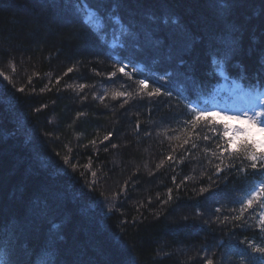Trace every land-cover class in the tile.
<instances>
[{
  "label": "trees",
  "instance_id": "trees-1",
  "mask_svg": "<svg viewBox=\"0 0 264 264\" xmlns=\"http://www.w3.org/2000/svg\"><path fill=\"white\" fill-rule=\"evenodd\" d=\"M0 72V237L13 264H207L206 250L213 264H264V208L235 219L264 168L228 153L220 164V128L186 125L224 85L264 92V0H0ZM174 111L179 129L160 135ZM211 206L213 227L199 216Z\"/></svg>",
  "mask_w": 264,
  "mask_h": 264
},
{
  "label": "snow or ice",
  "instance_id": "snow-or-ice-1",
  "mask_svg": "<svg viewBox=\"0 0 264 264\" xmlns=\"http://www.w3.org/2000/svg\"><path fill=\"white\" fill-rule=\"evenodd\" d=\"M79 2V0H77ZM86 23L90 25L93 29L98 24L102 23V18L98 17L97 14L89 11L86 13ZM103 30V29H101ZM13 71H15V66H12ZM68 71H72V69H69ZM121 72H123V68L120 69ZM113 76L116 75L115 72L112 73ZM0 76H3L4 80H9V77L4 75L3 72H0ZM140 91L144 92L147 91L149 85L147 80H140ZM83 85H81V90L83 89ZM19 91L23 92L24 89L21 88ZM161 88L156 87L154 91L147 92L148 96H159L161 95ZM125 93L123 92H117L113 94V98L115 99L118 96H124ZM130 95V94H128ZM167 95H171V92H168ZM127 103V101H125ZM192 115L190 119L186 122V125H190L193 131L200 127L202 123L206 120H209V117H212V119L209 121V124L212 126L216 125L215 117L218 115V113H213L209 109H203V108H197L193 107L191 109ZM246 120L253 126H256L258 131L261 133H264V105L259 106V110L252 109L250 110V113L248 111L241 113ZM208 126V125H205ZM220 132L218 133V138L223 140L222 145H217L218 153L213 152L212 155L220 161V164H223L224 162V153H228V156L230 158H236L241 159L242 161L249 162V166L253 170L258 169V165L261 168H264V139L261 141H256L254 139H248L247 133L249 132V129L246 127H231L229 124L224 123L219 126ZM215 130V128H214ZM241 137H245L244 139H241ZM105 140L109 139L108 136H105ZM179 139V137H177ZM190 139V138H189ZM189 139H185L183 141L184 144L189 143ZM204 139H208V137H204ZM239 141V143H237ZM92 143H95V141H92ZM193 147H195V144H193ZM168 160H172L171 156H168ZM68 162L67 157L65 158V163ZM211 162V161H210ZM164 161H161L160 165L158 167H163ZM223 169L220 168L219 164L216 165V171L220 172ZM240 171H246L243 167L240 169ZM254 174H258L260 176H264V171H258ZM93 176H95V173H92ZM207 191V189H201V192ZM169 198H171V194H169ZM241 207H240V214L235 217L236 220H240L243 218L244 212L247 209L253 208V205L256 204L257 206L264 208V179L260 180L258 183H255L254 186L250 187V189L246 193V198L240 201ZM219 211V209H217ZM259 225L262 231H264V214H261L259 216ZM254 251L259 253H264V247H254ZM207 264H213L212 260H208Z\"/></svg>",
  "mask_w": 264,
  "mask_h": 264
},
{
  "label": "rangeland",
  "instance_id": "rangeland-1",
  "mask_svg": "<svg viewBox=\"0 0 264 264\" xmlns=\"http://www.w3.org/2000/svg\"><path fill=\"white\" fill-rule=\"evenodd\" d=\"M215 5H217V4H215ZM58 24L63 25V22H58ZM182 47L185 48V44H183ZM105 86L108 88L107 83ZM105 86L100 85L99 88L97 85L96 86L95 85L90 86V88H91L90 94L93 98V101H95V102H96V100L99 101L100 100L99 97L101 98L102 94L106 93L107 88ZM104 88H106V89H104ZM223 91L225 94V96L223 97L225 102L228 101V97L234 96L233 90H231L230 88H224ZM117 92H119V91H113L111 94H108V96H110L113 100L116 101V98L115 99L113 98V94L117 93ZM236 93L237 92H235V96H236ZM262 98H264V96H262ZM259 101H260V98L259 99L258 98L257 99L256 98L250 99V98L242 97V98L238 99L237 97H235L234 102H230L229 107L225 108V109L220 108L219 106H221V105L215 106V104H214L210 111L213 113H218V115H216V117H215V120H216L215 126L219 127L220 125L227 123L233 128H235V127H246L249 129V132L247 133L248 139H254L256 141H261L262 139H264V133L259 132L256 126L251 125L246 120V118L243 115H241V113H244L246 111H248L250 113V110H252L254 108L258 110L259 109L258 108ZM165 108H167V107H165ZM179 114H180V112H178V111H174L172 113L167 114V117H169L170 119L166 122H170L172 125H167V123H163V121H160V123L158 125V129H157L158 133L160 135L164 136V135H168L170 133H174L175 131H177L179 129L180 124L178 123V121L176 120L175 117L179 116ZM211 119H212V117H209V120H206L204 122H209ZM165 129H168V131L165 132L164 131ZM187 130L188 129L186 127L181 126L182 136L183 137L188 136V138H189L190 134H188L189 132H187ZM206 133H209V131H207ZM216 133L218 134V132H214V134H216ZM123 134L124 135L121 136V142L122 143L125 141V139H126L125 137L128 136L127 135L128 132L126 134L124 132ZM159 134H156L154 136L157 137V136H159ZM243 138H245V137H241V139H243ZM207 140H209V139H206L205 143H207ZM219 143L222 144L223 140H220L218 143L213 144V146L216 147V145H218ZM204 159L206 160L207 158H204ZM208 161L210 163V161H212V159H208ZM215 199H216V197H214V199H212L210 201L211 205H212V201H214ZM209 210H210L209 213H211L213 211L212 206H211V209L209 208ZM209 213L207 212L208 216H209ZM200 217L202 219H204L203 216H200Z\"/></svg>",
  "mask_w": 264,
  "mask_h": 264
},
{
  "label": "bare ground",
  "instance_id": "bare-ground-1",
  "mask_svg": "<svg viewBox=\"0 0 264 264\" xmlns=\"http://www.w3.org/2000/svg\"><path fill=\"white\" fill-rule=\"evenodd\" d=\"M89 11H91V12H93L91 9H87V11H86V13L87 12H89ZM86 13L84 14V18H85V16H86ZM104 83L101 81L100 83H99V86L98 87H100V85H103ZM138 104H140V101H138V102H136V103H134L133 105L134 106H138ZM133 106V107H134ZM135 108V107H134ZM149 116H151V117H153L152 115H151V113L149 114ZM146 129V128H145ZM147 130V129H146ZM238 143H239V141H238ZM101 204L104 206V207H106V203H103V202H101ZM201 213H199V215L200 216H203V221L202 222H205V224H207V225H209L210 227H213L211 224L213 223L212 221H217V219L216 218H214V217H210V215H211V213H209L208 211V213H209V216H208V214H207V212L204 210V211H200ZM210 221V222H209ZM211 223V224H210ZM4 239H3V237H0V254H5V255H10V256H13V254L16 252L15 251V248H9V246H7L6 247V249L4 248ZM208 255H205V257L207 258V261L208 260H212V257H211V255L210 254H212V252L211 251H209V250H206L205 251ZM29 262V264H44L46 261H45V259L44 258H42L41 260H39V261H37V262H32V261H28Z\"/></svg>",
  "mask_w": 264,
  "mask_h": 264
}]
</instances>
